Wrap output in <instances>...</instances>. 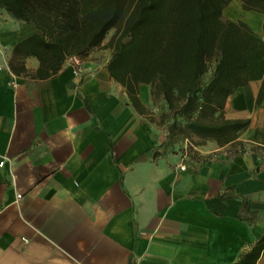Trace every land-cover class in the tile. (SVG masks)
Masks as SVG:
<instances>
[{
  "label": "crops",
  "instance_id": "0c3cea01",
  "mask_svg": "<svg viewBox=\"0 0 264 264\" xmlns=\"http://www.w3.org/2000/svg\"><path fill=\"white\" fill-rule=\"evenodd\" d=\"M222 17L264 41V13L230 0ZM35 32L0 19V264H231L264 237V140L248 134L264 76L207 100L208 118L250 120L233 142L171 143L148 84L137 110L98 47L36 76L13 56Z\"/></svg>",
  "mask_w": 264,
  "mask_h": 264
},
{
  "label": "trees",
  "instance_id": "16d2710c",
  "mask_svg": "<svg viewBox=\"0 0 264 264\" xmlns=\"http://www.w3.org/2000/svg\"><path fill=\"white\" fill-rule=\"evenodd\" d=\"M229 1L0 0V9L36 27L15 45L13 56L36 57L40 78L57 74L67 58H81L102 45L113 28L106 67L130 103L140 110L138 84H148L171 113L169 137L185 131L184 138L193 135L222 146L250 120L208 118L207 100L264 76V41L245 22L222 17ZM239 1L246 11L264 13V0ZM212 60L211 74L203 80ZM262 249L264 237L231 264H254Z\"/></svg>",
  "mask_w": 264,
  "mask_h": 264
},
{
  "label": "rangeland",
  "instance_id": "374dc122",
  "mask_svg": "<svg viewBox=\"0 0 264 264\" xmlns=\"http://www.w3.org/2000/svg\"><path fill=\"white\" fill-rule=\"evenodd\" d=\"M6 16H8V14H6L2 9H0V19L4 18ZM17 24H23V23L20 22V21H17ZM113 32H114V29L113 28L110 29L107 32V34H106V36H105V38H104V40L102 42L103 44L100 45L97 48V51L100 52L101 56H104V55L111 56L112 53H111V49L108 47V41H109V38H110V36L112 35ZM213 67H214V61L212 60L209 63L208 71L203 76V80H206L210 76ZM150 91H151V89H150ZM152 97H153V105H155L156 108H157L156 112L153 113L154 115H152V118L157 119L159 122H165L166 126H167V132H168V126L173 120L172 116H171V113L168 111L167 108H166V111H164L165 105H164V101H163L161 96L152 94ZM185 134H187V132L184 131L182 133L179 130H176L175 133L172 136H170V137L168 136L169 137V141L171 143L172 142H176V141H180L181 139L184 138L183 136H185ZM248 134H249L250 139L257 140V141L264 140V129H262V130H250V131H248ZM189 140L192 141V142H204V140L201 141L200 139L194 137L193 135L189 136ZM250 144H251L250 148H252V149L261 148L259 145L255 144V143H250Z\"/></svg>",
  "mask_w": 264,
  "mask_h": 264
},
{
  "label": "built area",
  "instance_id": "2783aa9c",
  "mask_svg": "<svg viewBox=\"0 0 264 264\" xmlns=\"http://www.w3.org/2000/svg\"><path fill=\"white\" fill-rule=\"evenodd\" d=\"M3 163H4V160L0 161V166H2ZM178 168H179L180 170H185V169H186V165H185V163H184V162H183V163H180V164L178 165ZM23 240L26 241L25 238H23Z\"/></svg>",
  "mask_w": 264,
  "mask_h": 264
}]
</instances>
